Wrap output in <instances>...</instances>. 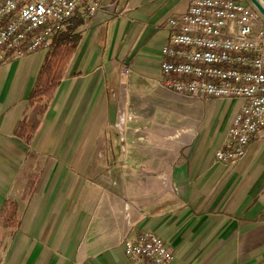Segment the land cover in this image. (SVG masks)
<instances>
[{"label":"crops","instance_id":"0c3cea01","mask_svg":"<svg viewBox=\"0 0 264 264\" xmlns=\"http://www.w3.org/2000/svg\"><path fill=\"white\" fill-rule=\"evenodd\" d=\"M96 1L42 112L48 48L0 63V264H133L122 241L144 231L169 264H264V138L217 160L240 99L163 83L167 18L190 0Z\"/></svg>","mask_w":264,"mask_h":264},{"label":"built area","instance_id":"2783aa9c","mask_svg":"<svg viewBox=\"0 0 264 264\" xmlns=\"http://www.w3.org/2000/svg\"><path fill=\"white\" fill-rule=\"evenodd\" d=\"M96 0H0V63L5 54L24 56L50 47L52 34ZM245 0H190L185 11L167 18L160 70L166 87L181 95L237 98L240 105L217 160L237 161L253 139L264 138V25ZM124 73L127 68L122 69ZM133 264H169L172 252L151 231L124 238Z\"/></svg>","mask_w":264,"mask_h":264},{"label":"trees","instance_id":"16d2710c","mask_svg":"<svg viewBox=\"0 0 264 264\" xmlns=\"http://www.w3.org/2000/svg\"><path fill=\"white\" fill-rule=\"evenodd\" d=\"M78 15L70 16L63 27L55 31L51 36V45L39 69L35 86L29 94V103L41 102V112L45 108V102L51 97L54 89L62 77L63 71L77 42L75 28L81 23ZM35 122L31 130L36 127Z\"/></svg>","mask_w":264,"mask_h":264},{"label":"water","instance_id":"95a60500","mask_svg":"<svg viewBox=\"0 0 264 264\" xmlns=\"http://www.w3.org/2000/svg\"><path fill=\"white\" fill-rule=\"evenodd\" d=\"M261 14V16L264 19V7L261 5V3L258 0H248Z\"/></svg>","mask_w":264,"mask_h":264},{"label":"rangeland","instance_id":"374dc122","mask_svg":"<svg viewBox=\"0 0 264 264\" xmlns=\"http://www.w3.org/2000/svg\"><path fill=\"white\" fill-rule=\"evenodd\" d=\"M257 10V9H256ZM258 11V10H257ZM259 13V12H258ZM260 14V13H259ZM261 15V14H260ZM262 17V16H261ZM262 23V22H261ZM263 23H264V21H263ZM264 25V24H263ZM117 150V149H116Z\"/></svg>","mask_w":264,"mask_h":264}]
</instances>
